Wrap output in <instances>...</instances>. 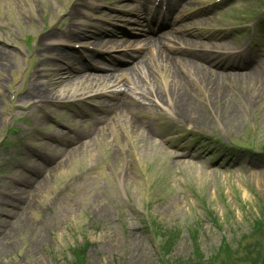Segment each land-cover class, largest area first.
Segmentation results:
<instances>
[{
  "label": "rangeland",
  "instance_id": "374dc122",
  "mask_svg": "<svg viewBox=\"0 0 264 264\" xmlns=\"http://www.w3.org/2000/svg\"><path fill=\"white\" fill-rule=\"evenodd\" d=\"M68 1L0 0V264H264V0H223L211 12L215 28L228 29L217 33L220 43L239 55L230 63L252 71L185 68L155 53L141 84L117 88V78H103L98 68L72 85L33 80L46 18L54 13L60 24ZM128 3L85 0L81 12L98 28L109 30L110 20L116 30ZM93 53L87 50L96 67L108 66L105 54L95 60ZM171 74L177 84L167 83ZM31 86L53 90L64 103L47 105L42 119ZM95 88L128 97L102 112L74 101ZM73 118L76 151L52 166L49 155L62 145L47 150L43 134ZM225 146L232 155L220 151ZM41 175L50 176L44 188L36 182Z\"/></svg>",
  "mask_w": 264,
  "mask_h": 264
},
{
  "label": "bare ground",
  "instance_id": "6f19581e",
  "mask_svg": "<svg viewBox=\"0 0 264 264\" xmlns=\"http://www.w3.org/2000/svg\"><path fill=\"white\" fill-rule=\"evenodd\" d=\"M158 6V5H157ZM55 57H57V59L58 58H62V56L60 55V56H55ZM52 66L53 67H55V70L51 73V75H50V77L51 78H56L57 80H60V76L58 75L59 74V72L61 71V67L60 66H58L57 64H52ZM140 71H144L143 73H145V72H147L146 71V68L143 66V65H141L139 68H138V72H140ZM131 72H133V70H131ZM137 72V70L134 72V73H138ZM65 74H67L68 75V73H65ZM61 75V74H60ZM136 78V75H133V79H135ZM245 79H249V80H251V81H255L256 80V78H252V77H244V78H242L241 76H239V77H237L236 78V80H239V81H243V80H245ZM167 83L168 84H177L178 83V81L176 80V77L173 75V74H171L168 78H167ZM78 82V81H77ZM175 93L178 91L177 90V88H174V90H173ZM54 92V91H53ZM50 92H47V93H45V94H40L39 95V98H40V101L43 103V104H45L46 105V100H49V99H52V98H54L53 96H52V94H49ZM188 94V93H187ZM185 99V98H184ZM182 100L181 102H183L184 104H185V100ZM185 107H186V109L189 111V112H192V113H196V111H195V108L192 106V105H190V104H185L184 105ZM176 114H179V113H176ZM233 117V116H232ZM233 118H235V117H233ZM47 138L49 139V140H52L53 139V137L52 136H47ZM144 139H145V141H146V144H149L150 146H152V140H150V138H148L147 136H145L144 137ZM94 141V140H93ZM92 143H94V142H92ZM91 144V143H90ZM76 150H74L73 151V153L75 152ZM74 155V154H73ZM70 156H72V152L68 155V157H67V159L66 160H68L69 158H70ZM65 160V161H66ZM16 166H19V164L17 163V165ZM56 169H54L53 171L54 172H57V170L55 171ZM54 172H52V173H54ZM48 177H50L49 175L47 176V177H45V178H43L41 181H40V186H39V188L40 187H42L43 186V188L46 186V182H47V179H48ZM16 179H19L20 180V177L19 176H16ZM37 182H39V180L37 181ZM38 188V189H39ZM94 204H96V201H93L92 202V204H91V206L92 205H94ZM90 206V207H91Z\"/></svg>",
  "mask_w": 264,
  "mask_h": 264
}]
</instances>
